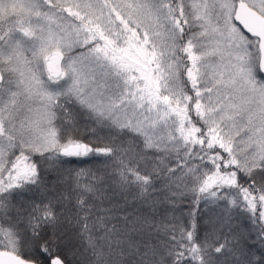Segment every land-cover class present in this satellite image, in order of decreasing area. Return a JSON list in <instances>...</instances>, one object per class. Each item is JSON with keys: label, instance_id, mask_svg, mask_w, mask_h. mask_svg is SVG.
<instances>
[{"label": "snow or ice", "instance_id": "6c2138e0", "mask_svg": "<svg viewBox=\"0 0 264 264\" xmlns=\"http://www.w3.org/2000/svg\"><path fill=\"white\" fill-rule=\"evenodd\" d=\"M257 71L264 0H0V264H264Z\"/></svg>", "mask_w": 264, "mask_h": 264}, {"label": "trees", "instance_id": "16d2710c", "mask_svg": "<svg viewBox=\"0 0 264 264\" xmlns=\"http://www.w3.org/2000/svg\"><path fill=\"white\" fill-rule=\"evenodd\" d=\"M75 160L74 163L70 164V165H66V167H70V168H95V167H99L100 165L97 163V161L95 160H89L87 158H83L84 162L81 163L79 159L73 158ZM206 207L204 202L201 201L199 204L196 203V201L191 197V195H189V198L185 201H183V211L185 213L191 212L194 215L199 213L201 216H205L206 217ZM162 234L161 237H159V239H162ZM154 239H157L156 237H154Z\"/></svg>", "mask_w": 264, "mask_h": 264}, {"label": "rangeland", "instance_id": "374dc122", "mask_svg": "<svg viewBox=\"0 0 264 264\" xmlns=\"http://www.w3.org/2000/svg\"><path fill=\"white\" fill-rule=\"evenodd\" d=\"M256 75H257V79L264 80V75H262L259 71H257ZM205 213H206V217L204 216V218H207L208 215H211V213L209 212V206L206 207Z\"/></svg>", "mask_w": 264, "mask_h": 264}, {"label": "water", "instance_id": "95a60500", "mask_svg": "<svg viewBox=\"0 0 264 264\" xmlns=\"http://www.w3.org/2000/svg\"><path fill=\"white\" fill-rule=\"evenodd\" d=\"M262 75H264V72H260Z\"/></svg>", "mask_w": 264, "mask_h": 264}]
</instances>
